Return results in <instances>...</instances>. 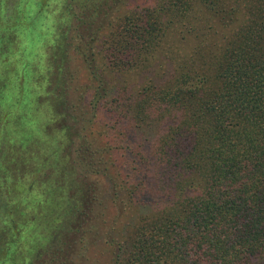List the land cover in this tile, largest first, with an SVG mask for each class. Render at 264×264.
I'll list each match as a JSON object with an SVG mask.
<instances>
[{
  "label": "trees",
  "instance_id": "1",
  "mask_svg": "<svg viewBox=\"0 0 264 264\" xmlns=\"http://www.w3.org/2000/svg\"><path fill=\"white\" fill-rule=\"evenodd\" d=\"M136 2L0 0V41L33 38L54 12L57 34L66 16L94 35L110 19L112 67L156 69L121 109L133 130H157L133 193L153 209L138 210L113 264H264V0Z\"/></svg>",
  "mask_w": 264,
  "mask_h": 264
},
{
  "label": "rangeland",
  "instance_id": "2",
  "mask_svg": "<svg viewBox=\"0 0 264 264\" xmlns=\"http://www.w3.org/2000/svg\"><path fill=\"white\" fill-rule=\"evenodd\" d=\"M56 15L33 38L0 41V264H113L138 210L153 209L133 193L141 144L157 130H133L121 109L156 69L112 67L110 19L94 35L66 16L57 34Z\"/></svg>",
  "mask_w": 264,
  "mask_h": 264
}]
</instances>
